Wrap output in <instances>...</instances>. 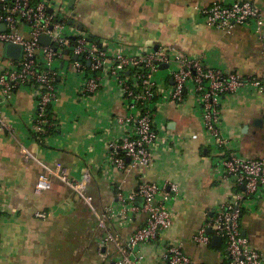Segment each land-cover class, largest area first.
<instances>
[{
	"label": "crops",
	"instance_id": "crops-1",
	"mask_svg": "<svg viewBox=\"0 0 264 264\" xmlns=\"http://www.w3.org/2000/svg\"><path fill=\"white\" fill-rule=\"evenodd\" d=\"M62 0H51L52 5ZM67 1V6L69 0ZM217 0H75L72 24L89 30L102 44L117 40L128 52H150L170 48L190 56H203L215 68L241 75L264 74L260 54L249 25H236L226 32L206 25L201 10ZM228 1V0H219ZM264 13V0H252ZM1 66V63H0ZM59 78V98L51 107L57 131L45 138L32 134L35 98L25 88L10 94L2 106L6 127L0 131V264H112L116 248L103 241L104 232L90 208L58 178L40 195L33 189L45 171L22 151L39 161L59 163L69 178L84 181L98 212L117 205L115 190L133 191L141 181L176 183L178 193L169 203L171 226L153 242L137 249L143 264H167L162 253L168 243L199 264H223L222 246L198 245L192 236L211 211L232 197L230 182H220L215 172L213 151L207 145L193 99L176 105L159 101L154 106L157 125L167 133L166 146L154 152L147 167L123 169L108 163V144L119 140L130 125L116 124L125 116L127 100L110 77L101 79L98 90L79 100L77 75L65 68ZM162 88L173 83L167 69L157 73ZM223 133L235 141L239 154L264 156V96L227 95L222 101ZM261 119V124L256 120ZM165 190H168L166 187ZM135 203L142 205L140 198ZM49 212L45 219L36 212ZM145 221L141 212L131 220H109L121 241ZM242 232L264 258V195L247 202L241 214Z\"/></svg>",
	"mask_w": 264,
	"mask_h": 264
},
{
	"label": "built area",
	"instance_id": "built-area-1",
	"mask_svg": "<svg viewBox=\"0 0 264 264\" xmlns=\"http://www.w3.org/2000/svg\"><path fill=\"white\" fill-rule=\"evenodd\" d=\"M67 8L64 0L53 5L51 0H0V44L22 46L18 59L4 58L0 53V131L6 127L2 106L18 89L29 90L35 98L31 128L38 138L48 128L56 127L50 110L59 98L57 86L59 78H64L65 68L77 75L80 102L98 90L102 78L110 77L126 98L129 109L125 116H116L115 123L130 126L119 140L108 144L107 161L119 169L125 167V159L132 166L147 167L160 145L166 146L165 139L172 142L157 125L154 106L159 101L182 105L191 96L207 145L213 151L217 178L230 182L233 188L232 197L211 211L192 240L198 245H209L212 236H220L223 264H264L263 254L241 228V214L247 202H259L264 195V156L239 154L234 139L223 133L221 116L222 101L227 95L264 96V74L241 75L215 68L203 56H190L170 48L128 52L117 40L102 44L89 30L68 22L71 14L66 12ZM201 16L206 25L226 32L236 25H249L264 56V13L252 0L213 1L201 10ZM43 35L49 37V44L39 42ZM159 64L167 65L173 80L166 88H162L157 77ZM22 151L45 171L35 184V195L48 189L52 178H58L90 208L104 232V243L116 248L117 257L112 264H143L144 255L137 248L156 241L172 224L169 203L179 191L176 183L141 181L133 191L117 187V205L98 212L84 181L69 178L59 163L50 166L39 161L24 146ZM137 198H142L141 206L135 203ZM2 210L0 205V215ZM138 212L145 215L144 224L125 242L121 241L110 228L109 220H131ZM35 215L45 219L49 212L37 211ZM207 228L209 235L205 234ZM161 257L167 264H199L180 244L168 243Z\"/></svg>",
	"mask_w": 264,
	"mask_h": 264
},
{
	"label": "water",
	"instance_id": "water-1",
	"mask_svg": "<svg viewBox=\"0 0 264 264\" xmlns=\"http://www.w3.org/2000/svg\"><path fill=\"white\" fill-rule=\"evenodd\" d=\"M75 0H69L68 6L72 7L73 3ZM69 23L72 22V20L68 21ZM39 42L41 44L47 45L49 44V37L46 35H43L40 37ZM2 55L4 58H10V59H18L21 57L22 55V46L18 45V44H13V43H5L3 44L2 47ZM73 58L75 59L76 56H73ZM89 64V62H88ZM159 69H166L167 65L166 64H159ZM261 119H257L256 120V124H261ZM141 201L143 202L142 198H140ZM244 234V232H242ZM206 235L210 234V228L206 229L205 232ZM212 247L218 248L222 246V238L220 236L214 235L211 237V242H210Z\"/></svg>",
	"mask_w": 264,
	"mask_h": 264
},
{
	"label": "trees",
	"instance_id": "trees-1",
	"mask_svg": "<svg viewBox=\"0 0 264 264\" xmlns=\"http://www.w3.org/2000/svg\"><path fill=\"white\" fill-rule=\"evenodd\" d=\"M156 98H157V95L153 96L152 100L154 101V100H156ZM56 131H57V128H55V127L48 128L46 134L40 136V138L42 139V138H45L46 136L53 135L56 133ZM209 245L211 246V244H209Z\"/></svg>",
	"mask_w": 264,
	"mask_h": 264
},
{
	"label": "rangeland",
	"instance_id": "rangeland-1",
	"mask_svg": "<svg viewBox=\"0 0 264 264\" xmlns=\"http://www.w3.org/2000/svg\"><path fill=\"white\" fill-rule=\"evenodd\" d=\"M2 47H3V45H2V44H0V53L2 52Z\"/></svg>",
	"mask_w": 264,
	"mask_h": 264
}]
</instances>
